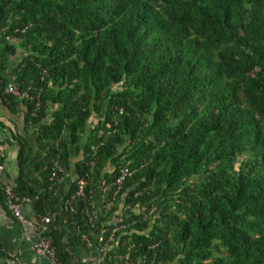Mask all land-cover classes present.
<instances>
[{
    "label": "trees",
    "instance_id": "1",
    "mask_svg": "<svg viewBox=\"0 0 264 264\" xmlns=\"http://www.w3.org/2000/svg\"><path fill=\"white\" fill-rule=\"evenodd\" d=\"M0 34L1 67L25 50L15 77L38 127L37 146L16 136L12 185L33 214L57 213L64 264L88 213L101 229L123 209L108 264H264V0H0ZM0 201L16 219L1 189Z\"/></svg>",
    "mask_w": 264,
    "mask_h": 264
},
{
    "label": "built area",
    "instance_id": "2",
    "mask_svg": "<svg viewBox=\"0 0 264 264\" xmlns=\"http://www.w3.org/2000/svg\"><path fill=\"white\" fill-rule=\"evenodd\" d=\"M17 33H20L18 31ZM24 33V32H23ZM2 80L0 78V90L2 89ZM7 94L19 97L21 100L31 99V90L29 92H21L17 85H8L6 89ZM40 97V96H39ZM33 99V98H32ZM41 103H38L37 109H40ZM4 150L0 147V189L5 193L7 199L8 209L11 214L20 222L24 231L29 235L31 230L37 233V239L33 240L31 236H28V240L32 242L33 249L38 254L41 264H64L62 259L58 254V247L55 245V239L50 236V224L55 221L57 213L50 216H42L37 214H32L27 216L24 212L25 207L32 206L34 203V198L31 196H22L17 192L15 186L10 184L5 179V164L3 162ZM66 169L61 165L59 161L55 162V167L53 168V175L51 177L52 190L57 193L62 190L63 183L65 180ZM134 171L131 167V163H127L121 168V176L118 180L119 191L123 189L125 181L131 178ZM88 183L85 180L79 182V189L74 196L67 201V210H69V205H72L77 199L84 197L86 195V188ZM130 209V207H127ZM158 210L157 206L150 211L149 214H145V219H148L150 215H153ZM93 211L97 213V206H93ZM127 209L112 215L104 222L103 227L100 229L98 227V215H87V225L90 227L91 234H84V241L95 246L98 253L107 257V255L114 249L117 245V235L122 230L126 229L129 224L126 218ZM144 212V211H143ZM98 229L100 231H98ZM144 261L139 259L137 262L128 261L124 264H142Z\"/></svg>",
    "mask_w": 264,
    "mask_h": 264
},
{
    "label": "crops",
    "instance_id": "3",
    "mask_svg": "<svg viewBox=\"0 0 264 264\" xmlns=\"http://www.w3.org/2000/svg\"><path fill=\"white\" fill-rule=\"evenodd\" d=\"M21 43V41H13L14 46H21ZM24 54L25 50L20 49L6 68L0 66V78L8 80V85H17L15 71L24 61ZM27 111L24 100L19 99V106L16 107L13 101L0 96V144L4 145L2 148L3 162L6 167L5 179L11 184H14L19 176L20 147L15 143L16 136L28 137L29 142L37 146L38 127L29 129L26 121ZM93 123L98 122L93 121ZM32 210V206H27L24 212L27 216H31ZM28 236H31L33 240L37 239V233L31 230L28 235L20 222L8 214L6 207L0 201V244H3L5 251L15 258L9 264H41L42 261L33 249ZM74 261L75 264H108L107 258L98 253L95 246L87 243L78 248Z\"/></svg>",
    "mask_w": 264,
    "mask_h": 264
},
{
    "label": "rangeland",
    "instance_id": "4",
    "mask_svg": "<svg viewBox=\"0 0 264 264\" xmlns=\"http://www.w3.org/2000/svg\"><path fill=\"white\" fill-rule=\"evenodd\" d=\"M97 125H98V123H93V122H92V126L95 127V126H97Z\"/></svg>",
    "mask_w": 264,
    "mask_h": 264
}]
</instances>
